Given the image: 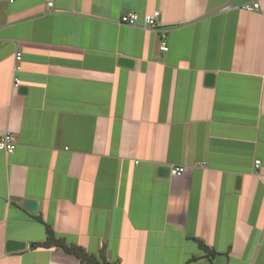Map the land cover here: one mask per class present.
Wrapping results in <instances>:
<instances>
[{"label": "crops", "instance_id": "crops-1", "mask_svg": "<svg viewBox=\"0 0 264 264\" xmlns=\"http://www.w3.org/2000/svg\"><path fill=\"white\" fill-rule=\"evenodd\" d=\"M7 132L0 264H264V0H0Z\"/></svg>", "mask_w": 264, "mask_h": 264}, {"label": "built area", "instance_id": "built-area-1", "mask_svg": "<svg viewBox=\"0 0 264 264\" xmlns=\"http://www.w3.org/2000/svg\"><path fill=\"white\" fill-rule=\"evenodd\" d=\"M9 2H12V0H8ZM48 6H51L52 3L49 2L47 4ZM259 8L258 3H251V4H245L241 7L242 10L250 12V11H255ZM158 18H159V12L158 11H153L149 15H144L141 19L140 17L135 13V12H127L121 15L120 17V22L125 25H136L138 24L139 21L142 22L144 27L150 28L152 30H155L156 32L160 33V50L161 51H166V43H165V38H166V30H163L158 23ZM21 56L20 54L15 55V60L20 61ZM19 66L15 65L13 68V73L19 71ZM12 86L17 87L18 86V80L13 77L12 79ZM15 149V143L13 139V135L10 132L4 133L3 135L0 136V151L4 152L5 154H10L14 151ZM258 161L255 162V166L258 165ZM184 171L183 167H175L169 170V174L172 176H180Z\"/></svg>", "mask_w": 264, "mask_h": 264}, {"label": "trees", "instance_id": "trees-1", "mask_svg": "<svg viewBox=\"0 0 264 264\" xmlns=\"http://www.w3.org/2000/svg\"><path fill=\"white\" fill-rule=\"evenodd\" d=\"M39 219V218H37ZM40 221V219H39ZM47 238L45 242L42 243H35L32 244V247H58L64 252L74 256L75 258L79 259L83 264H114L109 262L106 259L104 248L99 252L98 256L93 254H89L85 252L81 247L74 246V245H67L64 243L62 239L55 238L53 230L45 225ZM198 245L203 250H208L206 246H204L201 242H198ZM210 253V255H212ZM195 260V258H191L190 261Z\"/></svg>", "mask_w": 264, "mask_h": 264}, {"label": "water", "instance_id": "water-1", "mask_svg": "<svg viewBox=\"0 0 264 264\" xmlns=\"http://www.w3.org/2000/svg\"><path fill=\"white\" fill-rule=\"evenodd\" d=\"M121 63L131 65V61L128 59H122ZM212 81H213V75L209 74L208 76H206V83L208 85L212 84ZM157 173L160 176H166L167 174H169V169L167 167H159L157 170ZM37 205H38L37 202L34 200H24L23 202V206L30 211H35V209L37 208ZM23 248H24V244L20 242H16V241H8L6 244V251H9V252L18 251Z\"/></svg>", "mask_w": 264, "mask_h": 264}]
</instances>
